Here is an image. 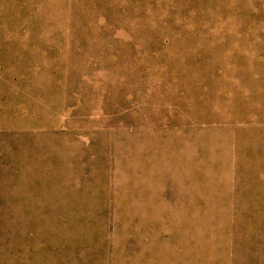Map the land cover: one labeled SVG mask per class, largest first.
Masks as SVG:
<instances>
[{"label":"rangeland","instance_id":"rangeland-1","mask_svg":"<svg viewBox=\"0 0 264 264\" xmlns=\"http://www.w3.org/2000/svg\"><path fill=\"white\" fill-rule=\"evenodd\" d=\"M0 264H264V0H0Z\"/></svg>","mask_w":264,"mask_h":264}]
</instances>
